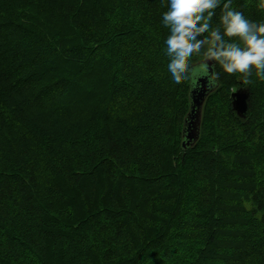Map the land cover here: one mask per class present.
I'll list each match as a JSON object with an SVG mask.
<instances>
[{
  "label": "trees",
  "instance_id": "trees-1",
  "mask_svg": "<svg viewBox=\"0 0 264 264\" xmlns=\"http://www.w3.org/2000/svg\"><path fill=\"white\" fill-rule=\"evenodd\" d=\"M260 2L232 7L259 24ZM168 4L0 0V264H264V81L216 65L183 148Z\"/></svg>",
  "mask_w": 264,
  "mask_h": 264
},
{
  "label": "clouds",
  "instance_id": "clouds-1",
  "mask_svg": "<svg viewBox=\"0 0 264 264\" xmlns=\"http://www.w3.org/2000/svg\"><path fill=\"white\" fill-rule=\"evenodd\" d=\"M219 6L220 0H169L162 25L169 32L167 67L176 84L214 88L216 65L228 75L239 74L244 85L251 84L253 76L264 81V23L250 22L227 0L213 27L210 22ZM259 7L264 9V0ZM194 56L200 57L199 63H192Z\"/></svg>",
  "mask_w": 264,
  "mask_h": 264
},
{
  "label": "water",
  "instance_id": "water-1",
  "mask_svg": "<svg viewBox=\"0 0 264 264\" xmlns=\"http://www.w3.org/2000/svg\"><path fill=\"white\" fill-rule=\"evenodd\" d=\"M216 71V70H215ZM200 84L206 85L205 80ZM219 85L217 80L214 88L201 87L190 89V109L184 120L182 147L189 148L193 146L200 138L203 107L208 95ZM251 93L249 89L240 87L232 93V108L239 117L246 118L249 110V99Z\"/></svg>",
  "mask_w": 264,
  "mask_h": 264
},
{
  "label": "rangeland",
  "instance_id": "rangeland-1",
  "mask_svg": "<svg viewBox=\"0 0 264 264\" xmlns=\"http://www.w3.org/2000/svg\"><path fill=\"white\" fill-rule=\"evenodd\" d=\"M226 82H227V81H226ZM224 90H225V89H224ZM234 91H235V90H234ZM234 91H233V92H234ZM233 92H232V93H233ZM219 95H220V94H219ZM215 100H216L215 102L217 103V106H220L221 103H223L222 100H219V98H217V97H216ZM217 110H218V109H217ZM222 112H224V111H222Z\"/></svg>",
  "mask_w": 264,
  "mask_h": 264
}]
</instances>
